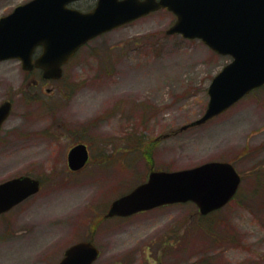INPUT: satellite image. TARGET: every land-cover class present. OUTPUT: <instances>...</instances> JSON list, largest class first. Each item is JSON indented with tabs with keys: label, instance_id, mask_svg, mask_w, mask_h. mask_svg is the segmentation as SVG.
<instances>
[{
	"label": "rangeland",
	"instance_id": "obj_1",
	"mask_svg": "<svg viewBox=\"0 0 264 264\" xmlns=\"http://www.w3.org/2000/svg\"><path fill=\"white\" fill-rule=\"evenodd\" d=\"M30 0H0V17ZM159 10L90 41L61 79L33 85L16 61L0 62V182L40 180L38 193L0 215V264H56L72 244L99 250L94 264H264V86L201 126L208 86L230 63L202 41L167 33ZM32 83V84H31ZM52 88L50 95L46 89ZM87 145L84 169L66 154ZM232 163L238 195L201 217L176 204L124 219L111 202L151 169Z\"/></svg>",
	"mask_w": 264,
	"mask_h": 264
},
{
	"label": "water",
	"instance_id": "obj_2",
	"mask_svg": "<svg viewBox=\"0 0 264 264\" xmlns=\"http://www.w3.org/2000/svg\"><path fill=\"white\" fill-rule=\"evenodd\" d=\"M74 0H31L0 18V61L17 58L31 70V54L37 45L44 53L35 65L43 78L61 77L64 64L90 39L149 12L166 8L176 16L168 34L200 39L214 52L232 61L213 78L204 114L189 126L200 125L220 114L254 88L264 84V0H98L90 13L66 8ZM10 102L0 105V126L9 115ZM183 127L182 129H186ZM87 148L77 144L68 154L73 171L84 167ZM240 177L229 163L165 172L152 171L148 180L115 199L106 217H127L158 206L192 201L201 214L226 204ZM39 181L21 176L0 183V214L37 193ZM99 250L91 242L68 247L57 264H92Z\"/></svg>",
	"mask_w": 264,
	"mask_h": 264
},
{
	"label": "flooded vegetation",
	"instance_id": "obj_3",
	"mask_svg": "<svg viewBox=\"0 0 264 264\" xmlns=\"http://www.w3.org/2000/svg\"><path fill=\"white\" fill-rule=\"evenodd\" d=\"M97 1H98V0H74V1H72L71 3L67 4L65 7L68 8V9H70V10H73V11H76V12H79V13H82V14H86V13L92 12V11L94 10ZM139 1H140V2H143V1H145V0H139ZM155 1H158V0H155ZM160 10H166V9H160ZM158 11H159V10H158ZM153 13H155V12H151V13H149L148 15H145V16H143V17H141V18H144V17L150 16V15L153 14ZM141 18H139V19H141ZM139 19H137V20H139ZM137 20H135V21H137ZM132 22H134V21H132ZM130 23H131V22H130ZM91 41H92V40H91ZM89 42H90V41H89ZM89 42H87V43L84 44L82 47H80L79 50L82 49L83 47H85ZM79 50H78V51H79ZM78 51L75 53L74 56L72 55V56L67 60V62L64 63V64L61 66L62 73H63V70H64V69H66L67 67H69L70 65L73 64V58L77 55ZM43 53H44V47H43V45H39V46H37V47L34 48L32 54H31V65H32V68H31V70H29V71H24V70H23V63H22L21 60L16 59V58H15V59H9V60H11V61H16V62L18 63V65L21 67V69H22L25 73H27V74H29V75L36 73L37 75H39V78H37V79H36V78L33 79V83H34L33 85H35L36 88H37L38 85H45V84L51 83L52 81H57V80H46V79H44V78L42 77V72H43L42 68L37 67V66L35 65L36 60H37L38 58H40V57L43 55ZM60 79H61V78H60ZM58 80H59V79H58ZM41 83H45V84H41ZM31 84H32V83H31ZM46 90L49 92L48 95H50L52 88H48V89H46ZM10 103H11V102H10ZM11 109H12V104H11ZM10 113H11V111H10ZM9 115H10V114H9ZM7 119H8V118H7ZM2 126H3V125H2ZM1 130H2V127L0 128V133H1ZM72 147H73V146H71L70 149H71ZM70 149H69V150H70ZM87 149H88V147H87ZM69 150L67 151V154H66L67 167H68V169H69V172L73 174L74 171L71 170V169L69 168V166H68V154H69ZM88 152H89V149H88ZM89 156H90V153H89ZM152 170H154V169H151L150 172H151ZM80 171H81V170H80ZM76 172H78V171H76ZM150 172H149V173H150ZM149 173H148V175H149ZM148 175H147V177H148ZM19 176H21V175H19ZM15 177H17V176H15ZM13 178H14V177H13ZM35 179H37V178H35ZM37 180L40 182L39 179H37ZM146 180H147V178L145 179V181H146ZM145 181H144V182H145ZM40 187H41V183H40ZM27 199H28V198H27ZM24 201H25V200H24ZM141 213H143V212H141ZM115 218H117V219H124V218H120V217H115Z\"/></svg>",
	"mask_w": 264,
	"mask_h": 264
},
{
	"label": "trees",
	"instance_id": "obj_4",
	"mask_svg": "<svg viewBox=\"0 0 264 264\" xmlns=\"http://www.w3.org/2000/svg\"><path fill=\"white\" fill-rule=\"evenodd\" d=\"M208 217V216H207Z\"/></svg>",
	"mask_w": 264,
	"mask_h": 264
}]
</instances>
